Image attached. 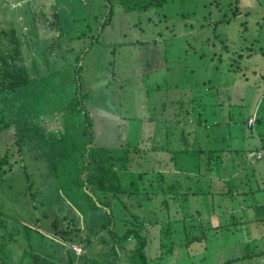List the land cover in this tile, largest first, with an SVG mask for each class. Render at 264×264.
<instances>
[{"label": "rangeland", "instance_id": "obj_1", "mask_svg": "<svg viewBox=\"0 0 264 264\" xmlns=\"http://www.w3.org/2000/svg\"><path fill=\"white\" fill-rule=\"evenodd\" d=\"M35 1L36 5L34 7L30 5V8H35L36 10L37 17L35 22L38 21L39 28H44L46 22L53 19L55 22H58V28H61L60 31H57L56 36H59L61 32L62 37L66 34V31L64 30L66 25V28L71 31V36L60 38L59 48L62 49V52L60 50L57 51V53L53 52L52 56L50 55V52L47 51V49L50 50V48L47 44L48 42L44 40L45 38L39 36L38 39L35 36L34 56L37 58L34 62L36 66H31V74L34 77V81L32 84L21 86L20 90L17 91V96L14 95L10 98V100H8V106L4 108V115H7L8 119L11 121V125L0 131V156L6 154L11 167L6 174L2 175L3 178L0 180V209L1 212L5 214L9 223L8 225L15 224L17 221L24 222L34 230L47 236L46 242L48 246L43 243L39 245V242L36 239L38 232L34 231L31 243L30 245H27L28 251L39 255L41 252H52L55 246L56 248L58 247V243H62V245L66 244L67 247L64 246L61 248V254H63L61 260L57 261L59 264H66L65 258L67 257V248H71L75 254L88 251H85L84 248L85 244H87L86 242L67 243L62 241L59 238V235L54 233V229L51 225V222L54 219L53 214L58 209V206L52 207L51 205L54 201L53 198L59 200L62 205H70V207L73 208V205H76L77 203L71 192L72 188L75 187L73 185H76L78 189H84L83 185L80 186L79 183L71 182L72 184H68L63 176V171L68 168L65 166L63 167V165L68 163L69 160L66 153L60 150V138L62 140L66 134H71L67 140L68 145L71 147L70 150L74 149L71 142L74 143V146L82 148L83 143L81 142V136L73 135V132H75L73 129L74 125L76 126V124H78L84 126L89 132H100V134L92 136L94 143L108 148L119 149L120 144L118 143V137L121 136L125 145L132 148L133 144L125 141L129 135L122 130H120L119 134L118 127H120V125L114 124L119 118V115H122V113L128 110V107L136 110V115L145 112V114L147 113L149 116L159 118L160 114L163 112L170 117H174V115L171 114L174 112L173 109L161 108L163 105L161 104V106H159V102L155 99L159 96L158 94H161L162 96L163 94H166L167 99L165 98V100L170 102L171 105H175L176 101H174V95L169 89H167V87L171 86L174 82V79L167 83H163L160 80L164 72H157V85L155 88L149 89H146V86H144L146 83L145 80L142 79V81H139L137 79L139 72H142L141 66L139 65V57L142 59L141 62H143L144 57L149 59L152 53H155L157 57L158 47L144 52L143 46H135L134 44L129 43V35H138V30L128 28L125 26V23L130 24L139 21L140 24L137 26L144 30V35L147 37L151 36L150 33L152 30L156 31L160 29L163 33L161 40L168 45L166 46L167 61L174 64V67L166 71L165 74L167 76L170 74L175 75L173 77L176 82L183 81L179 87V92L184 89H190V92H187L186 96L183 98L184 107L181 108L179 105L176 106V110L180 113V116L184 117L185 121L192 118V108L189 107L188 110L186 108L187 105H191L190 103L187 104L188 97H190L191 93H194V97H200L208 107H212L210 106L211 92L205 89V84L196 83L193 81V78L197 77L199 79L208 77L209 79H206V85H209V83H212L213 81L216 86L217 83L215 81H228L230 78H235L231 72L226 74L221 68L225 67L229 57L236 59V62L232 61L233 66L238 65L240 62L242 63L245 57L240 61V57L231 55L230 51H226V44L229 46L232 44V41L235 42V45L242 44L240 43L242 41V38L239 36L240 30L246 31L245 39L247 40L250 39L251 35H255L256 32L260 33L261 30L256 31L253 25L251 27L250 24L252 22L250 21L245 22L239 17L234 19L230 18L232 16V4L235 0H167L165 4L159 7H153L146 11L129 12H124L115 0H113V7L115 9L114 13L116 14L111 18V25L113 26L112 29L117 27L118 30L111 32L110 36H108L105 41H115L118 45L114 43L113 46H115V53H110L113 47L111 44L106 43L104 44L105 46H99L98 44L99 42L104 41L102 36L105 32L110 30V26L107 24L102 30L103 32L99 33V25L106 16L105 11L108 7H105L104 5L106 4L105 0H54V3H57L58 5L57 11L59 10V12L57 13L54 7L45 5V1L49 2V0ZM237 1L238 9L240 11L246 10L251 17L253 16L252 13L264 14V4L261 6L259 0ZM7 2L10 4V2L12 3L14 0H0V27L4 29H8L9 26H12V18L6 19V21L3 19V11L9 6ZM71 9L76 10L71 12ZM227 18H230L229 23H226ZM28 24L30 25V23ZM213 27H215V31ZM89 29L92 31L90 32ZM51 30L52 29L49 31L40 30V33L44 31V35H50ZM79 30H81V32H77ZM82 32H86L87 34L83 35ZM126 33L128 34L126 39H124L122 36L124 34L126 35ZM262 36L264 37V30H262L260 41L262 40ZM90 37H94L98 41H91L90 43ZM139 37L142 39L141 33H139ZM205 38H209L210 42L206 43L204 41ZM71 43L75 47L85 43L86 46L84 45V48L91 46L92 49L95 48L98 52L101 51L102 56L98 59L97 64L100 68H104L107 66L108 62H111L115 67V70L113 71L115 73V79L111 77L107 79L101 76H93L87 77L88 81H83V83L80 84L75 75L76 63L74 62V59L77 56L81 57L82 53H80L79 48H77L75 50L73 49V52H71L70 55L65 54L69 52V49L72 47ZM36 44H38L37 48ZM189 45L197 47L189 49ZM256 45L257 43H255V46ZM236 51H239L240 53L239 49ZM63 54L65 60L62 57ZM263 55L264 51L259 52V50H257L255 55L244 61L254 63L256 70L255 74L264 71L260 67L258 70L256 68V64L259 65L260 63H264ZM87 57H89L88 54ZM220 59L222 61H220ZM80 60L81 58L79 61ZM150 62L152 64L156 63V61L151 60ZM65 63L71 64L68 67ZM126 64H134L133 66L136 70H130V67H133L132 65H128L124 69L123 65ZM191 67L193 68V71L190 70ZM91 69L96 68L84 67V70ZM250 70L251 68L244 71L245 77L248 78L247 82L244 81V77L239 78V82L244 83L246 92L255 77ZM122 80H128L129 83L134 86L122 90L121 95L119 94L118 101L106 99V94L110 93L111 90H116ZM130 90H135V92L132 93ZM116 93L117 90L115 91V94ZM214 97L213 93V99ZM10 102H12L11 107ZM241 103L242 102L239 101L238 104L232 105V112H236V115L233 116L234 118H239L241 112L246 114L250 111V109L243 108ZM260 103L261 102L258 103L257 108ZM200 105L201 107L203 106L202 104ZM207 106L202 109V113L206 116L207 120H204L205 118L203 117L196 116L195 121H199V123L188 122L185 124L187 129L194 130L196 135L199 129L201 130L200 139L204 144L211 141V135L213 133L212 129L216 126V124L210 123V120L212 122L219 121L217 120V117H220L223 113L219 110H217V112L208 111ZM81 108H83V110ZM94 110L95 114L93 113ZM87 114L90 117L91 122L89 125H85ZM11 116L12 119H10ZM15 120L16 123H14ZM55 120L58 121L60 126L57 130H54L55 128H58V124L56 123L53 125L54 129L52 128V124ZM138 127V125H135V131L137 132L140 130ZM123 128L126 130L125 126H123ZM22 129L24 132H21ZM78 129L77 132L82 133L81 129ZM106 131H109V134H105ZM141 134L145 136L147 131L141 130ZM244 134L248 137L247 139H249L250 129L247 128L245 133L241 132L243 137H245ZM137 138L139 139V136ZM232 143L238 146L244 142L240 141L236 136ZM167 144H173L172 135L165 140V145ZM257 156L258 153L255 157ZM141 159L143 163L146 164L143 156ZM50 161L56 162L55 173L57 174L58 172L60 181L56 177L53 178V176L50 175V168L47 166ZM79 162L80 165L77 166L78 168L81 164H83V166L85 165V161L82 162V160H79ZM75 167L76 164L69 166L70 170L74 169V171L68 173V176L71 178L78 175L75 171ZM3 168H5V165ZM187 168L192 169L191 166H188ZM177 171L182 172V169L179 168ZM25 172L29 174V180L26 179ZM181 174L183 176L185 175L183 173ZM123 179L128 181V177L125 175L123 176ZM30 183L32 185H30ZM25 187L27 188L25 189ZM214 198H216L214 202L216 204L226 201L224 196L220 194L214 195ZM248 198L257 201L256 197L248 196ZM246 202L249 203V200ZM26 204L28 208L25 207ZM145 204L144 207L146 208L153 203ZM235 205L236 204L229 206ZM130 211L132 213L135 212L134 209ZM57 212L61 213L60 211ZM251 214L250 211V215ZM242 215H245V213H226V217H230L231 219L235 218L236 221ZM229 228L235 230L230 225ZM236 229L238 230L237 233L239 235L241 229L239 226H237ZM196 233L198 232L192 231V234ZM221 233V229L208 230V235L212 237L221 235ZM85 236L87 235L83 234V238ZM183 239L184 233H181L180 229H177L173 240L181 243ZM217 241L218 239H209V242L212 243ZM96 246L99 248L98 245ZM29 247H31V250H29ZM203 247V245H194L191 246V248L190 246L187 247V249H189L195 256L184 257V259L178 263L186 264L187 262L192 261L199 264L200 261H198L196 254L199 256L203 254ZM209 247L218 246L209 245ZM156 249L159 251L157 244L154 246L153 252L150 253V257L152 258L151 264H162L163 260L161 256L158 255V252H156ZM19 250L20 247L10 256V260L13 264H22L24 256L22 251L19 252ZM241 250L242 248H238L239 252ZM183 251H185V249L180 252L183 253ZM227 251L228 249L226 246H223L218 252L213 253L212 258L224 261L226 260L225 257ZM19 253H21V255ZM97 256L98 255L96 254L95 257ZM35 259L37 260L38 257L36 256ZM41 263L44 264V261ZM211 263L212 262L209 260L207 264ZM34 264L37 263L35 262Z\"/></svg>", "mask_w": 264, "mask_h": 264}, {"label": "trees", "instance_id": "obj_2", "mask_svg": "<svg viewBox=\"0 0 264 264\" xmlns=\"http://www.w3.org/2000/svg\"><path fill=\"white\" fill-rule=\"evenodd\" d=\"M105 1L106 4L104 5L108 7L105 11L106 16L99 25V33L116 14L114 13L113 0ZM115 2L124 12H129L146 11L153 7H159L165 4L167 0H115ZM30 5L27 2L24 5L25 20L28 19L27 15H31L29 12L31 10ZM50 6L54 7L56 13L59 12V10L57 11V3ZM76 9H71V12ZM15 11V6L6 7L3 11V19L5 21L9 19L8 16L15 15ZM234 13L236 14V11ZM56 22L53 19L48 20L44 28L38 27V31L34 27L35 34L44 37V40L48 42L50 50L47 49V51L50 52V55L59 50L62 52V49L59 48L62 32L59 36H53L51 34L44 35V31L40 33V30L49 31L54 24L55 27L58 26V22ZM229 22L228 20L226 23ZM66 26L65 29L63 28L66 34L62 38L71 36V31ZM58 29L60 30V28ZM213 29L215 31V27ZM17 32L13 26H9L8 29L0 27V131L11 125L7 115H4V108L8 106V100L14 95L17 96V91L20 90L21 86L32 84L34 81L31 65L23 57L22 45L24 44ZM82 33L83 35L87 34L86 32ZM213 34L215 35L214 32ZM204 41L210 42L209 38H205ZM87 51L85 50V52ZM85 52L83 51L84 54ZM80 58L79 56L76 57V63ZM34 60L31 61L32 66H36ZM220 61L222 60L220 59ZM232 61L236 62V59L233 58ZM235 66L232 63L233 70L237 71ZM160 98L159 100L155 99L162 104ZM162 105L164 107L160 106L164 109L165 103ZM11 106L12 102H10ZM199 106L201 107L200 104H198ZM83 108L81 109L83 110ZM137 116L138 122L136 123L140 130L138 132L129 131L127 133L129 137L125 140L133 144L132 148L125 145L121 136L118 137L119 149L94 143L92 136L100 134V132H89L84 126L78 124L74 125L75 132L73 135L81 136L82 148L74 146V143L71 142L74 149L70 150L71 147L67 140L71 134H66L64 139L61 140L60 138L59 140L60 150L66 153L69 160L63 165V167H68L63 171V176L68 184H72L71 182L79 183L80 186L83 185L84 189H78L76 185H73L75 187L72 188L71 192L74 200L77 201L73 208L70 205H62L59 200L53 198L52 207L58 206L56 212L60 211L61 213L55 212L53 214L54 219L51 225L54 233L58 234L62 241L67 243L86 242L84 248L85 251H88L75 254L71 248H67L66 264H151L150 253L153 252L156 244L159 249V251L156 249V252L161 256L162 264H179V261H182L184 257H189L192 253L187 249L186 242L191 240L192 232L187 230L184 224L186 220L184 208H186L188 200L198 202V199L194 197L203 194L204 191L197 189L198 177L196 175L182 177L180 173L176 172V169L191 166L193 171L199 172L204 160L205 162L212 161V165L214 161L215 165L220 167V165H224L222 164V152L212 147L210 142L213 140L205 144L201 141L200 129L197 135L182 129L184 139L175 141L173 139L172 145H165L164 141L171 136L170 129L178 125L165 123L168 121L166 119L163 123L160 118L149 116L145 112ZM142 121V128L144 124L147 127H153L145 136L141 134ZM194 122L199 123V121ZM90 123V117L87 114L85 125ZM78 128L81 129L82 133L77 132ZM21 132L24 130L22 129ZM118 132L120 134L119 129ZM105 134H109V131H106ZM142 156L146 164L143 163ZM79 160L85 161V165L81 164L78 168ZM55 164L56 162L50 161L47 166L50 168V175L60 181L58 172L55 173ZM73 164H76L75 171L78 175L71 178L68 173L74 171V169H69V166ZM4 165L5 168H3ZM10 167L8 156L6 154L0 156V180ZM211 169L212 166L207 168V170ZM124 175L128 177V181L123 179ZM25 177L29 180L27 172H25ZM30 185L32 184L30 183ZM145 203L153 204L145 208ZM189 205L191 207V203ZM25 207L28 208L27 204ZM132 209L135 212L132 213L130 211ZM8 224L5 214L0 209V264H13L10 256L19 247L24 256L22 264H34L35 262L43 264L42 261L44 264H59L57 261L61 260L63 256L61 248L67 247L66 244L58 243V247L55 246L52 252H41V254L36 255L28 251L27 248V245L31 243L33 232H38L36 239L39 245L43 243L48 246L47 236L24 222L17 221L15 224ZM177 229L184 233V239L181 243L173 240ZM83 234L87 236L83 238ZM183 249L185 251L180 252ZM94 254L98 256L95 257ZM36 256L38 257L37 260L35 259ZM192 264L196 263L193 262Z\"/></svg>", "mask_w": 264, "mask_h": 264}, {"label": "crops", "instance_id": "obj_3", "mask_svg": "<svg viewBox=\"0 0 264 264\" xmlns=\"http://www.w3.org/2000/svg\"><path fill=\"white\" fill-rule=\"evenodd\" d=\"M259 1L262 6L264 4V0ZM26 2L27 4L30 3L32 7L36 5L35 0H14V2H12L13 4L11 2L10 4L7 2V4H9L8 7H16L15 15H10L8 17L9 19L12 18L11 24L16 29V32L19 30L17 33L20 35L21 40L24 44L22 45L23 57L28 62V64L32 66V59L37 58L36 56H34L35 36L38 39L39 36L35 34L34 27H36V30L38 31V21L35 22L37 17L35 8L29 11L31 15H27L28 19L25 20L26 13L24 12V5L26 4ZM53 4L54 0H49V2L45 1L46 6ZM232 5V16L230 18L234 19L239 17L245 22L250 21L252 22L250 24L251 27L253 25L256 31L261 30V32H256L255 35H251L250 39L247 40L245 39L246 31L240 30L239 36L242 38V41L240 42L242 44L235 45V42L232 40L231 45L227 46L226 44V51H230L231 55L240 57V61L243 57H245L242 63L240 62L235 66L237 71L233 70L232 68V57H229V60L226 62L225 67L221 68L223 72H226V74L231 72L232 75L235 76V78H230L228 81H215L217 83V86L213 81L212 83H209V85H206V79H209L208 77L199 79L197 77L193 78L194 82L205 84V89L211 92L210 106L212 107H208L206 104H204L203 100L200 97H194V93H191L190 97H188L187 103H190L191 105H187L186 108L187 110L189 107L192 108V118L188 121H185L184 117L180 116V113L176 110V106L179 105L181 106V108L184 107L183 98L184 96H186L187 92H190V89H184L179 92V87L181 86V83H183V81L176 82L175 78L173 77L175 75L170 74L169 76H167L165 74L166 71L174 67V64L167 61L166 46L168 45H166L163 40H161V38L163 37V33L160 29L156 31L152 30L150 33L151 36L147 37L144 35V30L137 26L140 24L139 21H135L134 23L130 24L125 23V26L134 30H138V35H129V43H132L135 46H143L144 52H147L149 49H155L156 47H158L157 57L155 53H152L149 59L147 57H144L143 62H141L142 59L141 57H139V65L141 66L142 72H139L137 79L139 81H142V79L146 81L144 85L146 86V89L155 88V86L157 85V72H164L160 80L163 83H167L168 81H172L174 79V82L171 84V86H168L167 89H169L173 93L174 101H176L175 105H171L170 102H167L165 100V98L167 99L166 94H163V96L161 94H158L159 96L156 97V99L159 100V98L162 96L160 98V102L162 104L165 103V108L174 110V112L171 113L174 115V117H170L168 114H165L163 112L159 116L163 123L166 119L168 121L165 123L169 122L170 124L178 125L170 129L174 141L185 138L183 132H181L182 129L191 131L194 135H196L195 131L187 129L185 124L188 122H194L196 116L203 117L205 118L204 120H207L206 116H204L202 113V109H204L206 106L208 107V111L217 112V110H219L223 112L220 117H217V120L219 121L212 122L210 120V123L216 124L215 128L212 129L213 133L211 135V140H213V142L210 143L212 147L221 150L222 153H220L222 157V164L224 165H220V167L218 165L217 167L214 161L212 165V161L208 160L205 162L204 160L202 169L199 172L193 171L191 168L188 169L180 167V169H182V172L177 171V169L179 168L176 169L177 173L185 174L184 176L181 174L182 177H185L187 175H196L198 177V180L196 181V184L198 186L196 187L197 189L199 188L204 191V193L201 195H196V197L192 196L198 199V202L188 200L185 206L186 208H184L186 219L184 224L187 227V230L191 232H198L196 234L191 233V240L189 242H186L187 246H190V248L194 245L204 246L202 249L204 253L200 256L196 254L198 257V261H200L199 263L207 264L210 260L212 262L211 264H264V71L255 74L256 70L254 63L244 62L246 59L255 55L257 53V50H259V52L264 51L263 36L262 40L260 41L262 30H264V14L252 13L253 16L251 17L249 16V12H247L246 10L240 11L238 9L237 0L233 1ZM234 11H236V14L234 13ZM230 18H227L226 22H228V20L230 21ZM28 23H30V25ZM55 26L56 25L54 24L51 28V35L53 36H56L57 31H60L58 29V26ZM109 26L110 30L105 32V34L102 36V39H104V41L99 42V46H105L104 44L106 43H109L113 46V44L115 43V41H105L108 36H110L111 32H115L116 30H118L117 27L115 29H112L113 26L111 25V19ZM89 31L91 32L92 30L89 29ZM102 32L103 31H101V33ZM139 33L142 34V39H140ZM127 34L128 33H126V35L124 34L122 37L126 39ZM90 40L93 42L98 41L94 37H91ZM255 43H257L256 46ZM115 44L118 45L117 43ZM37 45L38 44H36V48ZM84 45H79L78 47L72 45V47L69 49V52L65 53L70 55V53L73 52V49L75 50L77 48H79V52L82 53L81 60L78 61V63H76V57L74 59V62L76 63V76L79 83L82 84L83 81L87 82V77L93 76H101L107 79L111 77L115 79V73L113 72L115 70L114 65H112L111 62H108L107 66H105L104 68H100L97 64V61L98 59H100V56H102V52H98L95 48L92 49L91 46L84 48ZM196 47H194L193 45L188 46L189 49ZM114 48L115 46L112 47L110 53H115ZM82 49L84 52L85 50L88 51L84 54ZM238 49L240 50V53L239 51H236ZM87 54L89 55V57H87ZM62 57L65 60L64 54L62 55ZM150 60L156 61V63L152 64ZM70 64L65 63V65L68 67L70 66ZM128 65L133 66L134 64L123 65L124 69ZM84 67H95L96 69L84 70ZM259 67L264 70V63H260L259 65L256 64L257 70ZM250 68V72L253 76L255 75V77L253 78V81L249 85V89L246 92L244 83H240L239 78L244 77V81L247 82L248 78L245 77L244 71H247ZM130 70L135 71L136 68L133 66L130 67ZM190 70L193 71V68L191 67ZM132 86L134 85L129 83L128 80H122L120 81V84L116 89L117 93L115 94L116 90L110 89L111 92L106 94V99L118 101L119 94L121 95L122 90L131 88ZM130 92L133 93L135 92V90H130ZM213 93L215 96L214 99ZM239 101L242 102L241 106H243V108L250 109V111L246 114H244V112H241L239 118H234L233 116L236 115V112H232V105L238 104ZM259 102L261 103L257 108ZM198 104H202L203 106L198 107ZM158 105L160 106L161 104ZM93 113L95 114V110L93 111ZM136 114V110L128 107V110L122 113V115H119V118L114 124H119V131L122 130L124 133H128L131 130L134 131L135 125H138L136 123L138 122V116ZM249 118H255L254 123L251 125L248 124ZM55 123L58 124V121L55 120L53 122L52 128ZM142 124L143 121L141 123V126ZM123 126L126 127V130L123 128ZM59 127L60 126L58 124V128L53 129L57 130L59 129ZM150 128L153 127H147L144 124L142 130L148 132ZM247 128L250 129L249 139H247L248 137H246L245 134V137L241 135V132L245 133L247 131ZM236 136L240 141L244 143L239 144L238 146L233 144L232 142L234 141ZM261 150L263 151V155L261 157H255V155ZM217 154L219 153L217 152ZM211 166L212 169L207 170V168ZM205 167L207 168L204 169ZM216 194L223 195L226 201L220 204L214 203L216 200V198H214V195ZM248 196L256 197L257 201L251 200L250 198H248ZM247 200H249V203L246 202ZM190 203L191 207L189 205ZM234 204L236 205L229 206ZM250 211L252 213L251 215ZM228 212H242L245 213V215H242L236 221L235 218L231 219L230 217H226V213ZM229 225L235 230L230 229ZM237 226H239V228L241 229L239 235L237 233L238 230L236 229ZM219 229L222 230L221 235H216L215 237L208 235V230ZM209 239H218V241L212 243L209 242ZM209 245H217L218 247H209ZM223 246H226V248L228 249L225 257L226 260L223 261L217 258H212L213 253L218 252V250ZM238 248H242V250L239 252ZM19 254L21 255V253ZM194 256L195 255L191 253L189 257ZM192 263L193 262L190 261L186 264Z\"/></svg>", "mask_w": 264, "mask_h": 264}, {"label": "built area", "instance_id": "obj_4", "mask_svg": "<svg viewBox=\"0 0 264 264\" xmlns=\"http://www.w3.org/2000/svg\"><path fill=\"white\" fill-rule=\"evenodd\" d=\"M253 122H254V118H249V120H248V124H253ZM75 247V246H74ZM76 248V247H75Z\"/></svg>", "mask_w": 264, "mask_h": 264}, {"label": "clouds", "instance_id": "obj_5", "mask_svg": "<svg viewBox=\"0 0 264 264\" xmlns=\"http://www.w3.org/2000/svg\"><path fill=\"white\" fill-rule=\"evenodd\" d=\"M256 117V116H255ZM255 121V118H254ZM254 123V122H253ZM251 125V124H250ZM263 155V151L261 150L260 152H258V156L257 157H261Z\"/></svg>", "mask_w": 264, "mask_h": 264}]
</instances>
